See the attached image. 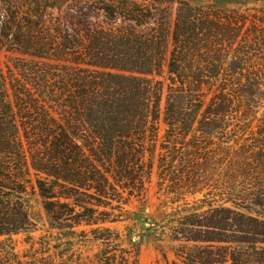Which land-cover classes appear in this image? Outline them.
<instances>
[{
  "label": "trees",
  "instance_id": "trees-1",
  "mask_svg": "<svg viewBox=\"0 0 264 264\" xmlns=\"http://www.w3.org/2000/svg\"><path fill=\"white\" fill-rule=\"evenodd\" d=\"M91 1L69 0L129 25L71 18L55 38L42 21L23 50L38 61L18 75L0 64V237L36 230V195L55 232L22 257L0 242V264H80L86 244L97 264H141L143 240L111 225L154 228L145 207H124L155 169L182 203L168 221L172 264H264V0H178L173 27L169 7ZM250 17L263 25L244 31Z\"/></svg>",
  "mask_w": 264,
  "mask_h": 264
},
{
  "label": "rangeland",
  "instance_id": "rangeland-1",
  "mask_svg": "<svg viewBox=\"0 0 264 264\" xmlns=\"http://www.w3.org/2000/svg\"><path fill=\"white\" fill-rule=\"evenodd\" d=\"M101 1H104L107 4L113 2V0H92L91 2L96 4V2ZM124 1L125 0H116L118 3H123ZM130 1L145 9L155 10L169 7V24L171 27L174 26L178 0ZM54 5L59 7L57 8ZM75 6L76 3H70L69 0H0V39L2 40V47L0 46V64L3 71L8 73V70L10 69L14 74L18 75L16 69L17 65L38 61L28 55H24L23 50L29 48V46L26 45L28 38L29 36L31 37V35L36 37L39 30V24L42 21L44 22V26L41 28V31L47 27V33L55 38H59L64 34V29L66 30V26L67 28L69 27L68 20L71 18V21L74 22L77 18L90 20L94 25H97L96 27L102 28L106 31L111 29H123L129 25L127 23L128 19L125 17L128 16L126 13L116 14V17L112 18V16L107 15L105 11H97L95 9L91 18L88 19L83 14H80L79 11L75 12ZM81 6L79 7L81 8ZM98 6L102 7L103 5L98 3ZM259 18L264 21L263 15H260ZM255 22L259 26L263 25L260 21H255L250 17L246 25H243L244 31L251 29V26ZM149 25L152 24L149 23L147 26ZM260 64L264 66V63L261 61ZM258 68V74H260V72L262 73L263 68H261V66ZM252 76V74H248V77ZM156 79L165 83L166 96V86L170 83L168 73L165 71L163 77H156ZM262 113L263 112L260 113L259 119L262 117ZM259 123V121H255L254 124L257 125ZM166 129V125L161 120L159 124L160 139L165 135ZM190 201L192 202V199H190ZM31 203L33 205L32 213L36 216H42L36 230L29 235L21 233L13 235L11 238L6 236L0 237V242L11 240L17 254L21 257L27 252H33V250L39 249L40 245L37 243L40 242L41 238L50 237L55 234V232L50 229L47 218L44 215L41 199L37 195L33 196ZM181 205L182 203H172L171 197L167 196L166 193L158 187L157 173L155 169L151 183L146 185L143 198H132L128 205L124 207L125 211H128L129 213L141 212V209L145 207V217L153 224L154 228L148 229L149 224L130 220L111 225V227L116 228L123 235L127 233L128 229L132 228L137 235V238L143 240L140 255L141 264H167L164 259V254L167 255L170 264H172V261L175 260V250L178 247V244L172 242L170 239L171 231L168 227V221ZM74 251L81 258L80 264H97L96 254L99 251L98 245H78L75 247Z\"/></svg>",
  "mask_w": 264,
  "mask_h": 264
}]
</instances>
